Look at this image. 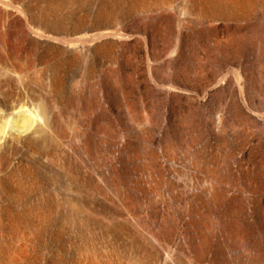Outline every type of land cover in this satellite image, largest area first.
<instances>
[{"label": "rangeland", "instance_id": "rangeland-1", "mask_svg": "<svg viewBox=\"0 0 264 264\" xmlns=\"http://www.w3.org/2000/svg\"><path fill=\"white\" fill-rule=\"evenodd\" d=\"M0 264H264V0H0Z\"/></svg>", "mask_w": 264, "mask_h": 264}]
</instances>
